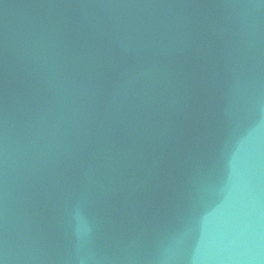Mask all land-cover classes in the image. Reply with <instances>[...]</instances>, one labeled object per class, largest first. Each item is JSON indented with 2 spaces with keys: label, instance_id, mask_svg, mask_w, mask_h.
<instances>
[{
  "label": "water",
  "instance_id": "1",
  "mask_svg": "<svg viewBox=\"0 0 264 264\" xmlns=\"http://www.w3.org/2000/svg\"><path fill=\"white\" fill-rule=\"evenodd\" d=\"M0 264H264V0H0Z\"/></svg>",
  "mask_w": 264,
  "mask_h": 264
}]
</instances>
